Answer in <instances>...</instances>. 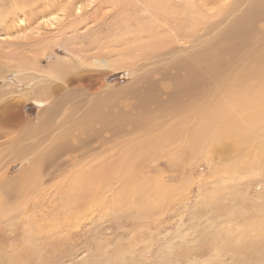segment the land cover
<instances>
[{
  "label": "rangeland",
  "instance_id": "1",
  "mask_svg": "<svg viewBox=\"0 0 264 264\" xmlns=\"http://www.w3.org/2000/svg\"><path fill=\"white\" fill-rule=\"evenodd\" d=\"M126 1L0 0V104L16 103L24 116L12 128L0 125L14 136L12 145L0 147V174L8 167L11 183L0 189L12 191L10 198L0 194V264H264V165L247 169L258 161L255 142L239 150L225 137L211 143L215 130L231 126L189 118V109L169 113L197 78L185 69L183 46L191 45L189 56L206 53L198 106L227 103L217 91L223 69L251 82L246 52L264 37V0H232V9L212 10L211 19L206 14L214 6L196 0L210 27L206 46L197 48L206 25L195 23L183 0ZM253 26L249 41L237 37ZM192 31V44L184 43ZM152 41L163 44L160 54L173 51L170 59H141L144 50L158 55ZM95 59L114 67L99 68ZM162 85L167 97L157 91ZM43 89L55 91L40 106L35 100ZM54 101L65 103L50 115L52 143L44 152L60 143L65 154L51 164L60 168L20 189L30 158L11 163L9 157L40 131L42 110ZM183 117L189 119L182 135L204 124L202 150L161 141ZM80 140L85 145L78 149Z\"/></svg>",
  "mask_w": 264,
  "mask_h": 264
},
{
  "label": "bare ground",
  "instance_id": "2",
  "mask_svg": "<svg viewBox=\"0 0 264 264\" xmlns=\"http://www.w3.org/2000/svg\"><path fill=\"white\" fill-rule=\"evenodd\" d=\"M127 1H126V3H127ZM170 1H172V0H163L162 2L164 4V6H166ZM183 2L185 3L186 11L189 13L195 14V18H196L195 23L198 21H201L202 23H204L206 25V22L204 20L203 5L197 4L196 0H183ZM126 3H125V5H126ZM129 3H131V2L129 1L127 3V5H129ZM206 6H214L206 14V17L208 19H211L213 16L209 12H211L212 10H215L217 12L222 7H230L232 9L233 2H232V0H209L207 5H204V7H206ZM76 10L78 12L79 8ZM181 14H184V13L181 12ZM208 28L210 29L209 25H206L204 27V29L202 30V33L198 32L199 33L197 36L198 39H196L194 41L193 47L197 48V47L206 46V43H207L206 34H207ZM256 30H257L256 27L253 26V28L251 30H249V32L243 30V35H240L237 37L240 40L249 41V36L252 33H255ZM190 35H195L194 31H192V33H190L185 38H183L182 41L186 44H188V43L192 44V41H189ZM229 36H230L229 34H226V37H229ZM153 40H155V39H153ZM151 44L155 47L154 50H157L156 52L158 53V55H154V54L149 53L151 55V56H149V54L144 50V54H143L141 59L145 58L147 60V62L150 60L151 61L154 60L155 62L159 63L158 59L165 57V56L169 57V54L173 52V51H170L167 53L164 52L163 54H160V51H164V49H165V48H161V46L163 44H161L160 42H154V41H152ZM183 47L186 48L185 51H183L182 49L180 51L186 56L187 67L185 69H188V72L192 73L193 76L195 75L197 78L195 81L192 80V81L188 82V86L185 89L184 93L182 94L183 96H186L187 99L183 100L181 104H172L169 113L176 115L177 113H184L186 110L189 109V110H191V114L190 113L185 114V115L189 116V118L196 116V118L200 121H205V120H216V121L219 120L220 121V120H222L223 122H225L226 125H230L231 127L230 128H223L221 130H215L213 132L214 136H213V141L211 143L222 142L223 137H225L224 140L229 139V140H232V143H236L234 145V147H235V149L239 150L243 146L241 144H250L252 142H255V151H256L255 155H256V159L258 161H254L250 166H247V169L254 171V170H252L253 168H257L260 165H264V37L260 38L257 41V44L254 48L248 49L246 52V57H247L246 60L247 61L249 60V61L247 62V66H246L245 70L251 75V82H248L243 74L240 76H238V75L233 76L232 72H229L228 70L223 69V71H222L223 75L221 77L222 79L217 82V87L219 88V90H217V91L219 94H222L223 99H225L227 101V103L226 104H219V105H216L212 108H205V106H203V105L198 106V104L203 100L204 95H205V82H206V78H204V75L206 74V53H205V50H203L201 52L198 49H196L195 52L192 54V56H189L188 50L191 47V45L189 47L188 46H183ZM169 59H170V57H169ZM110 61H112V60H110ZM110 61L108 59H100V60L95 59L94 64L96 66H98L99 68L112 69V67H114V64H112ZM196 65H197V67H196ZM53 69H55L56 71H60V68L57 69L56 67H54V68H52V70ZM55 70H53V73ZM188 72H187V70L185 71V73H188ZM19 73H20V71H19ZM182 79H183V81H187L188 75L183 77ZM241 83H244L247 85H242ZM155 86L156 85L153 83H149V85H148V87L151 89H153ZM166 89H167L166 85H162V87H159V89L157 88V91L161 90L162 94L163 95L166 94V97H167L169 92ZM53 91H55V90H51V92L49 91L50 93L48 94L47 90L43 89L35 101L37 103H39L40 106H43V105L45 106L46 102H49L51 100L50 94L53 93ZM64 103H65V101H61L60 103L55 104V101H54V102H52V104L49 107L42 110V112L45 113L46 118L42 121V127H41L40 131L37 134L30 136L28 138L27 142L22 147V149L16 151L17 153H15L13 155L11 154V156L9 157L11 163H14L16 161H20V160H23L26 158H30V159H28L29 160L28 163L30 165L29 169L26 171H23L20 175L21 179H22V181H21L22 183H20V185H19L20 189L30 187L31 185L34 187V183H39L40 181L43 182V180H44L43 177L44 176L47 177V171L50 168H53L55 170H58V168H60L59 165L58 166L57 165L56 166L51 165V164H54V161L56 159L55 157L57 155L63 156L65 154L64 149L58 147V144H60V143H58V144H57V142H56V144L54 143L57 146H56V148L54 147L55 150L53 148V150L49 153L44 152V150H46L45 147L48 145L47 143L49 142L46 133H48V132L52 133L51 132L52 131L51 130V124L49 123L52 121V119L50 118V115L52 113H56L57 109H59V106L63 105ZM196 105H197V107H194ZM1 108H3L4 111H0V125H4L8 128H12V124H14V123L20 124V121L23 120L24 116H22L20 113V106L17 105L16 103L0 104V109ZM78 109H79V106H78ZM233 112H235L237 114V116H234ZM67 117H65V120ZM189 118L183 117L181 119L180 118H178L177 120L175 119V121L173 122V127H170L171 130H169L168 135L165 136L164 138H161V141H163V142L166 141L167 143L168 142L177 143L176 141H178V140L184 141L187 143L190 150L196 149V148H200L202 150V144L205 140V133H204L205 128L202 127V126H204V124H202V126L196 127V129L195 128L191 129V130L188 129V131H185L183 134V135H185V138L181 139V137L183 136L181 134V132L184 130L185 127L188 126V122H185V120H187ZM182 120H184V121H182ZM2 121H3V123H2ZM26 125L28 127H30L29 122H27ZM160 127H161V125H160ZM157 128H158V126H157ZM159 128H158V131H160ZM111 129L107 128V131H109ZM3 131H5V130H3L0 127V147L5 146V145L6 146L12 145V142L14 139V136H12V132L11 131L10 132H7V131L3 132ZM256 131H259V133H257ZM173 132H176V133H173ZM254 134H258V139L256 141L252 140V136H254ZM53 139H52V141H53ZM80 141L81 142L78 144L79 146L77 147L78 149L82 148V146L85 145L84 140H80ZM89 141H90V139H87L86 143ZM50 143H52L51 139H50L49 144ZM81 143H83V144H81ZM141 145H142V142H141ZM49 146H47V148ZM77 148L73 147V148H69L66 150H68V152L70 154H74L78 150ZM109 149H110L109 147L105 148V152L108 151ZM105 156H107V154H105ZM81 157L84 159L83 155H81L80 158ZM70 158H74L76 161L79 160L78 157H70ZM101 158L105 159L103 157H101ZM3 159H4V156H3V153L1 151L0 163L3 161ZM66 159H69V157H67ZM86 162L87 161H85V163ZM70 163L73 164V161ZM122 164L124 165V163H122ZM119 167H120V165H119ZM3 170H4L3 175L0 174L1 175L0 176V186L6 187L7 185L9 186V183H10L9 181H7L9 179H7V178H6L7 180L5 179V175H6L7 171H9V170H8V167H5V169H3ZM125 174H126V169H125ZM20 176H19V179H20ZM35 176L37 177V179L35 178ZM150 190H152V189H150ZM34 191H36V190H34ZM153 191H154V188H153ZM147 192H149V191H147ZM0 194L8 196V198H10V196H12V191L7 189V190L2 192L0 189ZM0 205L2 206V204H0ZM26 230H28V229H26ZM44 232H46V231H44ZM28 233H29V231H28ZM11 254H12V250H11ZM10 256H12V255H10ZM11 263L12 262H10V264Z\"/></svg>",
  "mask_w": 264,
  "mask_h": 264
}]
</instances>
